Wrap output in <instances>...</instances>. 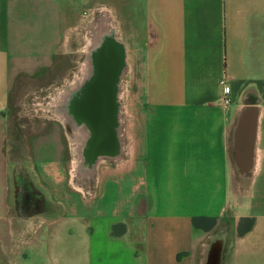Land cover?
<instances>
[{
  "label": "crops",
  "instance_id": "obj_1",
  "mask_svg": "<svg viewBox=\"0 0 264 264\" xmlns=\"http://www.w3.org/2000/svg\"><path fill=\"white\" fill-rule=\"evenodd\" d=\"M100 11L121 47L120 124L82 189L71 161L42 165L48 209L25 232L49 229L21 264H210L215 242L211 264H264V0H0V109L13 86L68 80Z\"/></svg>",
  "mask_w": 264,
  "mask_h": 264
},
{
  "label": "rangeland",
  "instance_id": "obj_2",
  "mask_svg": "<svg viewBox=\"0 0 264 264\" xmlns=\"http://www.w3.org/2000/svg\"><path fill=\"white\" fill-rule=\"evenodd\" d=\"M102 22L114 28V22L110 16L100 11L93 17V20L86 23L85 31L75 39L76 53L68 64L70 69L73 65L75 68L73 74L69 69L68 80H62L59 85L53 88L31 87L27 94H24L23 90L20 91V87L13 86L12 93L0 109V239L4 241V246L0 242V256L3 258L2 256L6 255L5 262L2 263L0 260V264H21L22 256L20 254L30 253L33 247L31 244L40 241L43 234L46 237V232L49 229L47 224H44V227L39 226L35 230L25 232L26 224L28 222L36 223V218L48 207L43 197H41V203L33 202L30 197L35 194L29 191L32 188L35 189L33 184L24 173L16 172V169L21 170V160H27L28 164L31 163L30 158L33 157L34 150L38 147L42 149L38 159H49L52 155L57 158L63 157L57 151L61 150L63 140L60 138L61 131L59 133L55 127L57 118L55 117L56 113L52 110L53 104L59 96L70 94L71 89L76 87L77 80L85 76L83 55L85 56L86 53L83 50L87 40L93 34L99 33ZM120 94L119 101L121 102L122 91ZM58 105V107H62L63 101ZM67 134L72 151L70 161L73 168L77 159L74 137L69 135V131ZM24 146L28 150L27 153L23 150ZM51 147H54L55 151ZM29 166L28 170L34 173L31 171L33 169L30 164ZM74 172L72 170V176ZM7 176L10 178V182L5 181ZM30 257L34 260L33 254ZM209 262L211 264L212 259Z\"/></svg>",
  "mask_w": 264,
  "mask_h": 264
},
{
  "label": "flooded vegetation",
  "instance_id": "obj_3",
  "mask_svg": "<svg viewBox=\"0 0 264 264\" xmlns=\"http://www.w3.org/2000/svg\"><path fill=\"white\" fill-rule=\"evenodd\" d=\"M100 24V29H103L102 33L107 36H113V39L103 42L94 51L93 46L95 44V37L92 46L88 50L85 56L83 55L84 62L87 63V71L85 76L77 80L76 87L71 89V93L67 95L63 106L60 108L59 113H62L66 117L68 122H63L57 114L55 127L61 131L60 138L63 140V146L58 151L63 157L57 158L52 155L49 159H38L41 147L34 150L31 163L34 173H31L29 169L28 161L20 162L21 170L16 169L24 173L33 184L34 188L29 190L34 196L30 198L33 202L41 203L42 193L38 187V178L42 176L41 167L43 164H52L57 161L64 163L70 162V156L72 151L69 145V134L73 135V126L71 123H75L77 127L84 133V140L82 149L84 154L88 157V160L95 161V156L101 152L100 149L107 143H111L114 140L116 128L118 125L119 106L121 105L120 99V87H119V73H120V53L117 54L113 41L114 30H109L106 24ZM101 44V42L99 41ZM87 50V51H88ZM71 67V74L73 69ZM80 81V83H78ZM75 85V84H74ZM41 146V145H40ZM25 147V146H24ZM53 150L55 151L54 147ZM24 152H28L25 147ZM56 153V152H55ZM92 155V156H91ZM90 157L92 159H90ZM34 175V176H33ZM21 176V175H20ZM6 182H10V178H5ZM31 194V195H32ZM32 202V201H31ZM32 217V216H31Z\"/></svg>",
  "mask_w": 264,
  "mask_h": 264
},
{
  "label": "bare ground",
  "instance_id": "obj_4",
  "mask_svg": "<svg viewBox=\"0 0 264 264\" xmlns=\"http://www.w3.org/2000/svg\"><path fill=\"white\" fill-rule=\"evenodd\" d=\"M104 21H107V20H104ZM96 26V25H95ZM109 30H113V28H111V26H108ZM92 29V28H91ZM94 29V28H93ZM103 29H100V31H98L97 35L93 34L90 39H88L87 41V44L84 48V52L87 54V50L90 48L89 46H92V43H93V40H94V37H95V44L93 46V49L92 50H95L97 49L100 45H102L103 42H106L107 40H111V38L113 39V36H107V38H105L102 33ZM114 32V35H115V30L113 31ZM115 39V37H114ZM99 41L101 42V44L99 43ZM90 43V45H88ZM113 44L115 46V49L117 51V54L120 52L121 50V47L117 45V43H115L113 41ZM82 59V58H81ZM88 63V62H87ZM87 63H83V68H84V71H87ZM83 79V78H81ZM80 83V81L78 82ZM63 84V83H62ZM119 87H120V93H121V86L119 84ZM123 87V86H122ZM53 88V86H52ZM52 90V89H51ZM45 91V90H44ZM40 94V93H39ZM48 95V94H47ZM67 95H62V96H59L58 100H56L53 104V112L56 113L59 118L62 119L63 122H68L69 119H67L66 117H64V115L62 113H59V110L61 107H58V103L60 104L61 101H65L66 98H67ZM121 95V94H120ZM46 97V96H45ZM48 99V98H47ZM35 101V100H34ZM43 101V100H42ZM43 103V102H42ZM40 104V103H39ZM45 105V104H44ZM45 109V108H44ZM121 111H122V104L119 106V115H118V123H120V114H121ZM36 112V111H35ZM45 114V113H44ZM50 114V113H49ZM50 117V116H49ZM50 120V119H49ZM124 120V119H123ZM71 125L73 126V135H74V146H75V150H76V155H77V159L74 163V177H73V186L74 187H77L78 189H82V184H83V175H82V171H83V166L84 164H88L90 163L88 160V157L84 154V150L82 149V144H83V141L85 138H84V133L82 134L81 131L77 125L75 123H71ZM70 135V134H69ZM97 160V159H96ZM96 160L93 161L94 163H96ZM121 160V159H120ZM106 162V161H105ZM116 162V161H115ZM113 163V162H112ZM97 179V177H96ZM98 180V179H97ZM92 184V183H91ZM90 184V185H91ZM76 190V189H75ZM89 191V190H88ZM80 192V191H79ZM21 193V192H20ZM218 248V244L215 242V244L213 245L212 247V251H211V254H212V261L215 259V253H216V250Z\"/></svg>",
  "mask_w": 264,
  "mask_h": 264
},
{
  "label": "trees",
  "instance_id": "obj_5",
  "mask_svg": "<svg viewBox=\"0 0 264 264\" xmlns=\"http://www.w3.org/2000/svg\"><path fill=\"white\" fill-rule=\"evenodd\" d=\"M207 220L210 221V222H212V223L215 222V220H213V219L196 218V219L193 220V224H194V226L199 227L203 221H207ZM247 221L249 222V228H251V226L253 224V220L252 219H250V220L242 219V220L239 221V234L240 235H242V234H244L246 232L245 230H243L242 228H240V225L243 222H246L247 223Z\"/></svg>",
  "mask_w": 264,
  "mask_h": 264
},
{
  "label": "built area",
  "instance_id": "obj_6",
  "mask_svg": "<svg viewBox=\"0 0 264 264\" xmlns=\"http://www.w3.org/2000/svg\"><path fill=\"white\" fill-rule=\"evenodd\" d=\"M223 85V103L225 105H228L230 103L229 94H230V86L225 83V81L222 82Z\"/></svg>",
  "mask_w": 264,
  "mask_h": 264
}]
</instances>
